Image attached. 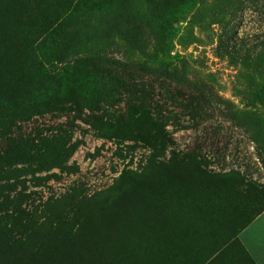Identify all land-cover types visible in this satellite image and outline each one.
Returning a JSON list of instances; mask_svg holds the SVG:
<instances>
[{"label":"rangeland","instance_id":"374dc122","mask_svg":"<svg viewBox=\"0 0 264 264\" xmlns=\"http://www.w3.org/2000/svg\"><path fill=\"white\" fill-rule=\"evenodd\" d=\"M240 1L0 0V264H264V0ZM164 86L213 104L174 146Z\"/></svg>","mask_w":264,"mask_h":264},{"label":"trees","instance_id":"16d2710c","mask_svg":"<svg viewBox=\"0 0 264 264\" xmlns=\"http://www.w3.org/2000/svg\"><path fill=\"white\" fill-rule=\"evenodd\" d=\"M240 3L242 5H245L246 1L242 0L240 1ZM228 37L230 40V43L227 47L228 53L230 52V53L238 54V53L244 52L247 56H250L252 58L256 56L254 52L258 51L256 50L257 47H255L253 51H249L247 49L245 50V46L243 44H237V42H235V39H234L235 31L232 33H229ZM260 46L264 48V40L260 42ZM164 89L169 93L168 99L171 101V102H167V101L165 102L169 104L173 103L175 108H179L180 113H177L172 109L166 108L165 102L159 103L158 101L153 102L152 100V102L150 103V115L152 116L154 120V124L157 130L159 131V133L161 134V136L167 141V143H169L171 146H174L176 145V142L171 136V132L168 130V127L173 126L175 130L183 129L184 126H182L180 118L184 116H189L190 119L193 120L195 124H198V122L200 123L202 121V117L206 116L208 113L207 108L210 106H213V104H212V100H209V96L207 97V95L204 92H198V91L197 92L196 91L187 92V91L179 90V89L170 90L169 86L167 87L164 86ZM71 96L73 100V103H72L73 108H62L61 111L66 113V115H69L68 114L69 109L71 110L75 109L77 113L80 114V107L78 104V99H77L74 88L71 90ZM219 103L226 105L225 111L228 117H232L231 110L229 109V106H227V103L223 102L222 100H220ZM232 119L234 120L233 117ZM234 123L235 125H237L236 122ZM184 154L200 159L202 163L205 165L206 170L214 176L234 174V175L241 176L244 181L253 182L254 180L253 178L245 175L240 170H229V171L211 170L210 169V166L212 165L211 158H206L202 156V154L198 151L185 152ZM39 180L42 181V179L40 178ZM32 201H34V199H32ZM46 204L47 202H45L41 208L31 207V210L29 212H32L35 215L38 213H43L45 211ZM106 212L108 211L104 210L101 216L103 217V215ZM109 214H110V211H109Z\"/></svg>","mask_w":264,"mask_h":264}]
</instances>
